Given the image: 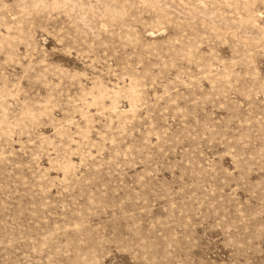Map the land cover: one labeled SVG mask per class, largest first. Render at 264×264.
Listing matches in <instances>:
<instances>
[{"label": "rangeland", "instance_id": "1", "mask_svg": "<svg viewBox=\"0 0 264 264\" xmlns=\"http://www.w3.org/2000/svg\"><path fill=\"white\" fill-rule=\"evenodd\" d=\"M0 264H264V0H0Z\"/></svg>", "mask_w": 264, "mask_h": 264}]
</instances>
